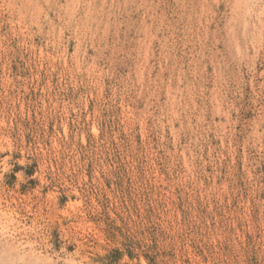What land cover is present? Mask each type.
<instances>
[{"label": "rangeland", "instance_id": "1", "mask_svg": "<svg viewBox=\"0 0 264 264\" xmlns=\"http://www.w3.org/2000/svg\"><path fill=\"white\" fill-rule=\"evenodd\" d=\"M118 216L264 264V0H0V264H98Z\"/></svg>", "mask_w": 264, "mask_h": 264}, {"label": "trees", "instance_id": "2", "mask_svg": "<svg viewBox=\"0 0 264 264\" xmlns=\"http://www.w3.org/2000/svg\"><path fill=\"white\" fill-rule=\"evenodd\" d=\"M102 232L106 241L118 247L98 256L94 260L98 264H121L124 259L127 261L122 264H194L188 257L187 245L202 253L188 234L163 228L149 218L107 217Z\"/></svg>", "mask_w": 264, "mask_h": 264}]
</instances>
